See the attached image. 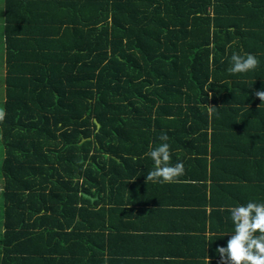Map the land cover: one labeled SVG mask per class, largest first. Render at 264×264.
Masks as SVG:
<instances>
[{
    "label": "trees",
    "instance_id": "trees-1",
    "mask_svg": "<svg viewBox=\"0 0 264 264\" xmlns=\"http://www.w3.org/2000/svg\"><path fill=\"white\" fill-rule=\"evenodd\" d=\"M1 15L0 264L104 262L109 204L132 200L161 133L245 156L246 135L217 134L264 106V0H4ZM233 53L259 67L229 73Z\"/></svg>",
    "mask_w": 264,
    "mask_h": 264
},
{
    "label": "crops",
    "instance_id": "crops-1",
    "mask_svg": "<svg viewBox=\"0 0 264 264\" xmlns=\"http://www.w3.org/2000/svg\"><path fill=\"white\" fill-rule=\"evenodd\" d=\"M1 46H4L3 42ZM2 55L4 51L1 62ZM3 77L1 70L0 84ZM123 80L128 79L124 77ZM2 87L4 95L0 103L3 105L6 93ZM262 107L239 106L243 109L229 120L228 125L218 126L217 135H246L239 144L245 153L243 158L235 154L236 161H226L220 155L225 148L221 142L215 147L219 156L212 158V133H209L204 142L207 153L197 151L195 145L182 149L169 144L171 163L180 161L185 165V174L176 183H146L147 173L154 165H145L142 169L135 167L134 173L142 170L145 174L137 181L135 173L128 189L122 190L132 195V200L123 206L109 204L111 210L103 221L105 229L102 228L108 246L104 256L106 263L101 258L100 263L93 264H205L207 256L211 264H219L216 249L226 247L234 231L228 209L250 201L264 203ZM209 128L213 131V126ZM157 145L151 141L145 153ZM143 153L140 156H144ZM198 156L208 157L209 161L192 160ZM233 177L237 178L234 180ZM118 187L120 184L117 183L115 189ZM80 255L85 257L83 252ZM86 256L94 258L93 253Z\"/></svg>",
    "mask_w": 264,
    "mask_h": 264
},
{
    "label": "clouds",
    "instance_id": "clouds-1",
    "mask_svg": "<svg viewBox=\"0 0 264 264\" xmlns=\"http://www.w3.org/2000/svg\"><path fill=\"white\" fill-rule=\"evenodd\" d=\"M259 64L260 61L254 54L233 53L228 71L231 74H243L254 71ZM255 96L264 103V90L255 91ZM208 107L209 114L212 115L214 107ZM6 116V109L0 108V123L5 121ZM158 139L162 143L145 153L154 165L147 173L145 182L176 183L185 174V165L180 161L174 165L171 163L172 152L167 134L161 133ZM228 211L234 231L226 247L218 246L216 249L219 264H264V203L250 201L246 205L230 207ZM205 264H211L209 256L205 258Z\"/></svg>",
    "mask_w": 264,
    "mask_h": 264
},
{
    "label": "rangeland",
    "instance_id": "rangeland-1",
    "mask_svg": "<svg viewBox=\"0 0 264 264\" xmlns=\"http://www.w3.org/2000/svg\"><path fill=\"white\" fill-rule=\"evenodd\" d=\"M4 9V0H0V42L1 39L3 37V17L1 15V11ZM3 95H4V88L2 87V85L0 84V102L3 100ZM0 108H4V104L2 105L0 103ZM1 131V130H0ZM1 135V132H0ZM4 156V147L0 144V162L2 160ZM3 202H0V226L2 224V220H3Z\"/></svg>",
    "mask_w": 264,
    "mask_h": 264
},
{
    "label": "water",
    "instance_id": "water-1",
    "mask_svg": "<svg viewBox=\"0 0 264 264\" xmlns=\"http://www.w3.org/2000/svg\"><path fill=\"white\" fill-rule=\"evenodd\" d=\"M97 122V127H100V123L98 121ZM87 196H89L88 194H86Z\"/></svg>",
    "mask_w": 264,
    "mask_h": 264
}]
</instances>
